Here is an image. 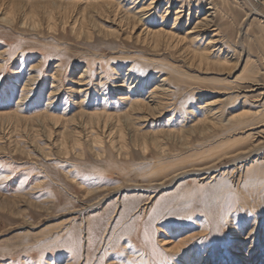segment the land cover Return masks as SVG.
Segmentation results:
<instances>
[{"label": "rangeland", "instance_id": "obj_1", "mask_svg": "<svg viewBox=\"0 0 264 264\" xmlns=\"http://www.w3.org/2000/svg\"><path fill=\"white\" fill-rule=\"evenodd\" d=\"M111 1L0 0V264H264L263 7Z\"/></svg>", "mask_w": 264, "mask_h": 264}, {"label": "bare ground", "instance_id": "obj_2", "mask_svg": "<svg viewBox=\"0 0 264 264\" xmlns=\"http://www.w3.org/2000/svg\"><path fill=\"white\" fill-rule=\"evenodd\" d=\"M9 1V0H8ZM156 0H151L150 1V3L149 4H147L146 6H143L138 12L140 13V15H138V13L136 12L135 14H136V17L140 20V21H142L143 19H145V17H147V16H145V17H143L144 16V14H147L148 12L147 11H145V10H147V9H149L150 10V7H152L151 5H153V2H155ZM7 2V1H6ZM12 2V1H11ZM257 2L263 7V9H264V0H257ZM58 3H60V2H58ZM99 3V2H98ZM12 4V3H11ZM96 4V3H95ZM100 4V3H99ZM113 4H114V2L113 1H111V0H101V5L104 7V8H109V7H112L113 6ZM117 4V3H116ZM155 4V3H154ZM57 5V4H56ZM92 5V4H91ZM115 5V4H114ZM120 5V4H119ZM2 6H3V4H2ZM4 6H5V4H4ZM116 6V5H115ZM63 7V6H62ZM58 8V7H57ZM99 8V7H98ZM112 9V8H111ZM114 9V8H113ZM112 9V10H113ZM98 10V9H97ZM103 10V9H102ZM106 10V9H105ZM116 11V10H115ZM143 11H145V12H143ZM179 11H181V10H177V14H178V12ZM97 13V12H96ZM66 14V13H65ZM134 14V15H135ZM176 14V15H177ZM181 14V13H180ZM127 15V14H126ZM180 16V15H179ZM111 17V16H110ZM122 17V16H121ZM120 17V18H121ZM206 18V17H205ZM204 18V19H205ZM209 21V20H208ZM208 21H206V22H208ZM118 22V21H117ZM144 22V21H143ZM200 22V21H199ZM199 22H197V23H199ZM94 23V22H93ZM203 22H201V24H202ZM205 24V23H204ZM199 25V24H198ZM206 25V24H205ZM121 27V26H120ZM195 27V26H194ZM199 27V26H198ZM201 27H202V25H201ZM123 28V27H122ZM128 28H129V26H128ZM205 28H206V26H205ZM125 29V28H124ZM115 31V30H114ZM165 31V30H164ZM164 31H162V29H159V30H155V31H151V33L153 34L152 36L155 38L154 40H155V43L157 44L158 42H159V39L161 40V38L162 37H170L169 39H171L172 38V36L174 35L175 36V33H174V31H171V32H166V33H164ZM193 31V30H192ZM198 31V30H197ZM147 32V31H146ZM191 32V31H190ZM131 33V32H130ZM188 33V32H187ZM151 35V34H150ZM130 36V35H129ZM140 36V35H139ZM144 36V35H143ZM179 36V35H178ZM146 37V36H145ZM177 37V36H176ZM193 37V36H192ZM149 39V38H148ZM150 39H151V36H150ZM177 39H179V38H177ZM143 40V39H142ZM145 40V39H144ZM172 40V39H171ZM184 40V39H183ZM153 42V41H152ZM171 42V41H170ZM174 42V41H173ZM154 43V44H155ZM167 43V42H166ZM182 43V42H181ZM153 44V43H152ZM168 45V44H167ZM153 46V45H152ZM156 46V45H155ZM151 47V46H150ZM169 47V46H168ZM159 48V47H158ZM179 48V47H178ZM189 48V47H188ZM181 49V48H180ZM220 51V50H219ZM217 53V52H216ZM220 53V52H219ZM218 53V54H219ZM190 54V53H189ZM206 54H208V53H206ZM198 56V55H197ZM210 57V56H209ZM193 58V57H192ZM204 58V56L201 54V59H203ZM211 58V57H210ZM201 61V60H200ZM209 61V60H208ZM209 63V62H208ZM215 63V62H214ZM200 64V63H199ZM207 65V64H206ZM171 71V70H170ZM167 77V76H166ZM163 78L162 80H161V82L159 83V85L155 88V91L152 93V91H151V93H152V95L151 96H153V97H157L158 95L160 96V98L161 99H158L157 101H156V103L158 104L157 106L158 107H160V106H162V105H164L166 102L164 101L165 99H167V96H168V90H169V87H166V85H169L170 84V82H168V80H167V78ZM168 79H171L170 77L168 78ZM33 80H34V78L33 77H30L29 78V81H32L33 82ZM141 80V79H140ZM170 81V80H169ZM168 82V83H167ZM133 83V82H132ZM30 85V84H29ZM84 85V84H83ZM132 85V84H131ZM130 85V87H132ZM134 85V84H133ZM139 85V84H138ZM137 85V86H138ZM140 85H142V84H140ZM136 86V87H137ZM131 89V88H130ZM131 91H132V89H131ZM148 94V93H147ZM127 96H129V95H127ZM131 97V96H130ZM124 98V97H123ZM128 98V97H127ZM154 99V98H153ZM153 99H152V102H153ZM169 99V98H168ZM127 100V99H126ZM156 100V99H155ZM154 100V101H155ZM220 100L219 99H213L212 101H208L205 105L206 106H208V108H207V112L210 114V115H212V117H213V119H216L213 115H215L216 113H215V111H214V106L215 105H217V103L219 102ZM169 104V103H168ZM152 105V104H151ZM150 103H149V101H145L144 99H136V100H133V103L131 104V105H129L130 107L128 108V110L123 114H121L122 116H124V117H126V118H124L125 120L127 119H131L132 118V116L135 114L136 115V113H140L145 107H147V108H149L150 106ZM246 112V111H245ZM96 113V112H95ZM151 113H152V111H151ZM207 113V114H208ZM107 118H111V117H113L114 115L113 114H111V113H103ZM254 114V113H253ZM135 115H134V117H135ZM38 116V115H37ZM97 117H98V114L96 115ZM95 116V117H96ZM100 116V115H99ZM116 116H117V114H116ZM36 117V116H35ZM87 117V116H86ZM118 117V116H117ZM209 117V116H208ZM251 117V116H250ZM23 118V117H22ZM37 118V117H36ZM92 118V117H91ZM121 117H120V115H119V118L118 119H120ZM141 118V117H140ZM207 118V117H206ZM230 119H233V117H231V118H229V120ZM104 120V119H103ZM107 120V119H106ZM121 120V119H120ZM142 120V119H141ZM209 120H211L210 118H209ZM253 120H254V118H253ZM90 121V120H89ZM88 122V121H87ZM110 123V122H109ZM125 123V122H124ZM211 123V122H210ZM248 122L247 121H243L242 123H241V127H243V128H245L246 126H248V124H247ZM94 124V123H93ZM202 124V123H201ZM212 124V123H211ZM237 124V123H236ZM122 126H123V122H122V124H121ZM203 125H205V124H203ZM214 125V124H213ZM250 125H252L251 123H250ZM249 125V128H248V130L249 129H254L253 127H251ZM254 125V124H253ZM115 127V126H114ZM100 128V127H99ZM102 128V127H101ZM118 129V128H117ZM203 129V128H202ZM242 129V128H241ZM103 130V129H102ZM114 130V129H113ZM116 130V129H115ZM125 130V129H124ZM206 130V129H205ZM191 133V132H190ZM204 133V132H203ZM109 134V133H108ZM119 134V133H118ZM138 134V133H137ZM248 135H253V133H250V134H248ZM246 137H248L247 135H246ZM190 141V140H189ZM257 145V144H256ZM253 147V146H252ZM254 148H255V146H254ZM260 149H262V148H256V150L255 151H259ZM225 157V156H224ZM152 198V197H151ZM191 238V237H190ZM167 243H171L170 241H167V240H165V242L163 243V244H167ZM186 239H182L180 242H178L177 244H174V246L173 247H171V249H176V250H178L180 253V256H182V258H185V249H186Z\"/></svg>", "mask_w": 264, "mask_h": 264}, {"label": "snow or ice", "instance_id": "obj_3", "mask_svg": "<svg viewBox=\"0 0 264 264\" xmlns=\"http://www.w3.org/2000/svg\"><path fill=\"white\" fill-rule=\"evenodd\" d=\"M128 264H132V262H131V261H129V262H128Z\"/></svg>", "mask_w": 264, "mask_h": 264}]
</instances>
